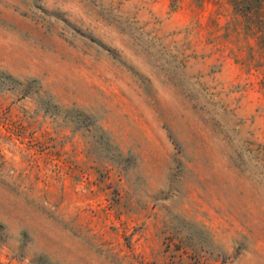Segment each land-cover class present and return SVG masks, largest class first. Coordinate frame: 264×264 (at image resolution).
I'll list each match as a JSON object with an SVG mask.
<instances>
[{
    "label": "rangeland",
    "instance_id": "obj_1",
    "mask_svg": "<svg viewBox=\"0 0 264 264\" xmlns=\"http://www.w3.org/2000/svg\"><path fill=\"white\" fill-rule=\"evenodd\" d=\"M0 264H264V0H0Z\"/></svg>",
    "mask_w": 264,
    "mask_h": 264
}]
</instances>
